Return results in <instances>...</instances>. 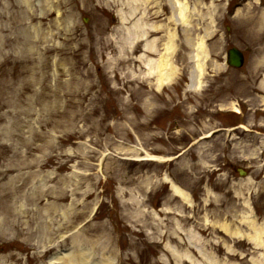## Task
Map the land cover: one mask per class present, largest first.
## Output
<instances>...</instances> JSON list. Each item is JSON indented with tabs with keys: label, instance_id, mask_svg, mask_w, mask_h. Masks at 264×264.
<instances>
[{
	"label": "rangeland",
	"instance_id": "obj_1",
	"mask_svg": "<svg viewBox=\"0 0 264 264\" xmlns=\"http://www.w3.org/2000/svg\"><path fill=\"white\" fill-rule=\"evenodd\" d=\"M179 1L188 23L169 0L139 6L135 20L158 27L148 54L128 0H0V264L69 251L88 264H264V247L222 232L264 226V0ZM171 34L177 75L159 89L138 58L159 60ZM195 235L206 258L191 246L189 262Z\"/></svg>",
	"mask_w": 264,
	"mask_h": 264
},
{
	"label": "bare ground",
	"instance_id": "obj_2",
	"mask_svg": "<svg viewBox=\"0 0 264 264\" xmlns=\"http://www.w3.org/2000/svg\"><path fill=\"white\" fill-rule=\"evenodd\" d=\"M169 1H170L172 11L174 12L175 21L179 23L180 22L188 23L189 5H187L185 1L184 2L179 1V0H169ZM128 2L131 3L132 5V7L129 10V13H130L129 18H131L130 23H132V27L130 28V33L133 34L135 41L139 43L140 42L143 43L142 48H143L144 53L157 54L156 53L157 46H158L157 40L156 39L148 40V39L150 38L151 34L153 35L154 33L156 35L154 30H158V27L151 23H145L142 18L135 20L136 18L135 16L137 15L139 6L147 5L148 0H128ZM256 2L260 4L261 0H256ZM242 12L243 11L241 10L239 11L238 14L240 15V13ZM143 13L144 15L147 14L145 11ZM125 20L129 22L127 19ZM173 37H174V34H171L170 38L168 39L169 43H167L165 53L164 54L162 53L161 58L159 60H153L152 58L147 59L145 55H141V57L138 58V60L142 61V63L145 64L146 69H148L149 71L148 72L149 75L150 76L154 75V78L156 79V83H157L156 86L159 89L162 88V86L164 85H167V86L170 85L177 75V72H176L175 67L173 66V63L170 62L172 50L174 47ZM194 51L197 52V54H195L197 64H196V68L192 70V73L190 74V78H189V81H191V84L189 87L190 90L200 89L203 85L202 76L204 74V71H203L202 57L203 56L205 57L206 55H208L206 54L207 50H206L205 41L201 39L200 43L197 44V47ZM232 51H235V52L238 51L239 53H241V50L236 47H232L230 50L227 51V53L232 52ZM241 56L244 59V61H246L244 52L241 53ZM233 110L236 112L240 111V109H238L236 104L233 105ZM146 155L148 159L153 160V161H156V160H159L160 162L166 161L159 156H152L148 154ZM241 173H242V170H241ZM167 182L171 184L172 194H174L176 199H180L181 203L184 205L185 208H189L190 206H192L189 194L185 193L179 186L177 187L175 184L171 183L168 179L166 183ZM2 199H5V200L10 199V196H5ZM242 221H243L242 223L243 225L240 227L241 229L238 230V232L236 231L237 228H235L233 231L232 228L228 229L227 227H223L222 232H225L226 235L230 238V240L233 239V241L238 244H240L241 242L247 241L249 244L253 245L256 248L264 247V226L259 227L257 225L256 220H251L249 218H245ZM242 229L244 230L242 231ZM217 234H220V233L218 232ZM187 240L189 242L188 243L189 246L186 244L185 241H184L185 244H183V246L187 245L189 247V252L185 256L186 258L184 260L187 259V261L189 262L193 261L192 254H191L192 252L191 246L196 248V251H198L200 256L206 258V253L203 252V249H204L203 245L198 246L196 244L200 242V238L198 235H195V240H193L192 236L190 237L188 236ZM236 240L239 242H237ZM50 252H52V250L48 251V255ZM84 253L79 252L78 255H74L70 251L67 254H64V253L61 254L59 252V254L57 253L51 256L49 259V263L47 264H88L87 261H90L89 256H87L88 254L86 253V251ZM92 264H108V263L100 262V263H92Z\"/></svg>",
	"mask_w": 264,
	"mask_h": 264
},
{
	"label": "water",
	"instance_id": "obj_3",
	"mask_svg": "<svg viewBox=\"0 0 264 264\" xmlns=\"http://www.w3.org/2000/svg\"><path fill=\"white\" fill-rule=\"evenodd\" d=\"M236 51V50H235ZM232 51L229 53L228 59H229V65L235 66V67H241L243 65L244 59L242 58L241 54L237 51Z\"/></svg>",
	"mask_w": 264,
	"mask_h": 264
}]
</instances>
